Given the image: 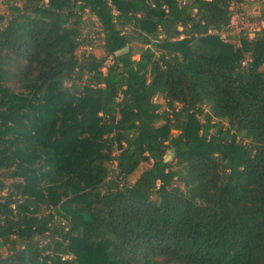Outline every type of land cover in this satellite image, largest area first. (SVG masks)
Masks as SVG:
<instances>
[{
  "label": "trees",
  "instance_id": "trees-1",
  "mask_svg": "<svg viewBox=\"0 0 264 264\" xmlns=\"http://www.w3.org/2000/svg\"><path fill=\"white\" fill-rule=\"evenodd\" d=\"M232 1L1 0L0 264H264V26L222 40Z\"/></svg>",
  "mask_w": 264,
  "mask_h": 264
},
{
  "label": "rangeland",
  "instance_id": "rangeland-1",
  "mask_svg": "<svg viewBox=\"0 0 264 264\" xmlns=\"http://www.w3.org/2000/svg\"><path fill=\"white\" fill-rule=\"evenodd\" d=\"M263 7V2H261L260 0H255V1H245L243 3V8L241 10L240 14H237V16H233L231 19V23H230V28L228 29L227 33L224 34V36L229 35L230 39H228V41L231 44H235V45H239L236 40L234 39V37H236L239 33L240 30L242 29H247L248 31H252V29H256L260 26H264V23L261 22L259 23L257 21L260 12L262 10ZM8 11L6 6L3 4V2H1L0 0V15H7ZM242 18V20H241ZM92 21H94V19L92 18ZM241 22L243 23L242 25ZM251 33V32H250ZM100 42L99 41H94L91 45L87 46V47H82L77 54L81 55L82 52L85 53H92L93 55L100 57L102 56V52L99 48ZM135 60H138L139 57L138 55L134 56ZM70 84L69 83H64L63 86L64 87H68ZM158 102L163 103V100L161 98L157 99ZM202 120V119H200ZM173 151L169 150L166 153V157L165 159L167 161H173L174 160V155H173ZM106 168H110L111 165L110 164H105ZM149 167L148 164H142L140 165V167L138 168V170L130 177V182H133L138 175L140 174L141 171H144L145 169H147ZM10 168H4L2 170H0V173L2 174H8L10 172L9 170ZM20 179H11V178H7L5 179L6 184L10 185L12 183H17L20 182ZM98 193H103L104 192V187L102 185H100V187L97 189ZM63 206H58L56 208L53 209V211L55 212L57 218L63 223L65 224L70 230H71V235L73 238V241L76 243H82V240H84V233L83 230L81 228H79L78 226H75L72 221H71V217L69 215V213L66 211V209L62 208ZM2 254H5V249L1 250ZM63 258H75V254H73L72 252L69 251V249L66 248V245L63 246V253H62ZM82 262L88 263V264H95L92 259L91 256L84 258L82 260Z\"/></svg>",
  "mask_w": 264,
  "mask_h": 264
},
{
  "label": "built area",
  "instance_id": "built-area-1",
  "mask_svg": "<svg viewBox=\"0 0 264 264\" xmlns=\"http://www.w3.org/2000/svg\"><path fill=\"white\" fill-rule=\"evenodd\" d=\"M201 1L209 2V1H212V0H201ZM245 1H248V0H233V1L231 2L229 10H230V12H231V14H232V17H233V16H237V14H240V13H241V10H242V8H243V3H244ZM250 1H255V0H250ZM260 1H261V2H264V0H260ZM181 2L184 3V0H181ZM232 17H231V19H232ZM241 20H242V18H241ZM242 21H243V20H242ZM242 24H243V23L241 22L240 25H242ZM229 28H230V25H229L228 29H229ZM211 33H212V34H217V32H215V31H212ZM220 37H221L222 40H225V36H224L223 33L220 34ZM252 37H253V33H249V38H252Z\"/></svg>",
  "mask_w": 264,
  "mask_h": 264
}]
</instances>
